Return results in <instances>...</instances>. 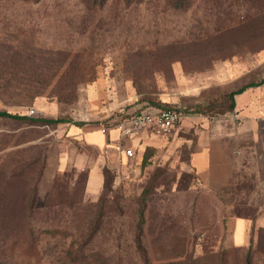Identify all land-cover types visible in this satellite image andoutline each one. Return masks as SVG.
I'll return each mask as SVG.
<instances>
[{"label":"rangeland","instance_id":"obj_1","mask_svg":"<svg viewBox=\"0 0 264 264\" xmlns=\"http://www.w3.org/2000/svg\"><path fill=\"white\" fill-rule=\"evenodd\" d=\"M182 1L0 0V111L24 117L0 116V264H264V124L219 189L191 165L198 117L224 118L228 92L264 80V0ZM183 92L199 104L167 106L189 124L105 168L100 193L57 170L68 126Z\"/></svg>","mask_w":264,"mask_h":264},{"label":"crops","instance_id":"obj_2","mask_svg":"<svg viewBox=\"0 0 264 264\" xmlns=\"http://www.w3.org/2000/svg\"><path fill=\"white\" fill-rule=\"evenodd\" d=\"M181 73L178 74V79L182 80L184 71L182 70ZM231 93L233 92H228ZM199 94L200 92H183L182 95L175 97L171 94L166 95L161 98V105L184 103V100L190 101V99H195L199 104ZM232 105L233 108L228 110L225 113L227 115L222 119L210 121L204 115L197 119L202 124L197 129L199 138L197 148L191 155V165L202 184L212 191L228 182V178L232 176L240 161L246 140H252L256 146L262 143L264 84L248 87L236 94ZM155 108L159 106H151L147 109ZM187 116L181 127L183 123L189 124L185 122ZM113 121L115 125L110 126L100 122L81 126L70 125L63 131L65 142L73 145L60 151L57 170L87 171V188L92 194H98L103 189L105 168L108 170L119 168L121 158L126 157L125 149H132L135 152L154 141L155 137L151 138L150 134L156 136L149 128L135 129L129 121H121V119ZM78 147L90 148L98 155L94 158ZM261 158L263 159V156ZM247 227V220L235 219L233 239L236 248H242L248 243Z\"/></svg>","mask_w":264,"mask_h":264},{"label":"built area","instance_id":"obj_3","mask_svg":"<svg viewBox=\"0 0 264 264\" xmlns=\"http://www.w3.org/2000/svg\"><path fill=\"white\" fill-rule=\"evenodd\" d=\"M129 115V122L135 129L149 128L156 136L168 137L181 126L186 113L176 106H162L155 109L138 110ZM127 158L134 156L132 149H125Z\"/></svg>","mask_w":264,"mask_h":264},{"label":"trees","instance_id":"obj_4","mask_svg":"<svg viewBox=\"0 0 264 264\" xmlns=\"http://www.w3.org/2000/svg\"><path fill=\"white\" fill-rule=\"evenodd\" d=\"M176 2H177V6H181L182 5V3H183V1L182 0H175ZM181 3V4H180ZM179 4V5H178ZM261 84H264V80L263 81H261L260 83H258V84H249L248 86H244V87H242L241 89H239V90H236V91H233V93H231L230 94V96L232 97V98H234V96L236 95V94H239V93H241V92H243L246 88H248V87H255V86H258V85H261ZM167 105H169V104H167ZM167 105H165V107L167 106ZM171 106V105H170ZM233 106V105H232ZM163 107H164V105H163ZM233 108V107H232ZM231 108V109H232ZM0 116H7V117H12V118H16V119H23L24 117H22V116H18V115H12V114H8L7 112H3V111H0ZM108 170V169H107ZM242 219V218H241ZM244 220H247V219H244ZM248 226H249V221H248ZM248 228V227H247ZM249 238V237H248ZM249 242H250V238L248 239V243L244 246V247H246L248 244H249ZM244 247H242V248H244ZM242 248H237V249H242Z\"/></svg>","mask_w":264,"mask_h":264}]
</instances>
